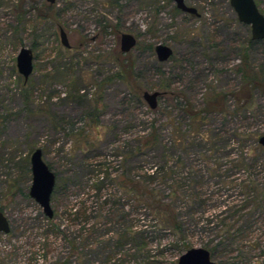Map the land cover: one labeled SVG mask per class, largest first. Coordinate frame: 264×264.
<instances>
[{
    "label": "rangeland",
    "instance_id": "obj_1",
    "mask_svg": "<svg viewBox=\"0 0 264 264\" xmlns=\"http://www.w3.org/2000/svg\"><path fill=\"white\" fill-rule=\"evenodd\" d=\"M254 2L264 16V0ZM184 3L198 15L172 0H54L49 8L45 0H0V211L9 224L0 232V264H176L186 249L214 245L217 264H264V195L259 202L248 190L264 192V146L257 147L264 91L239 107L226 95L224 111L203 115L200 124L180 106L185 99L198 109L210 95L236 89L243 55L264 74V38L247 42L249 26L228 0ZM121 32L135 37L127 53L119 51ZM157 43L171 49L167 60L157 61ZM21 46L33 56L25 83L15 67ZM125 54L131 72L110 77L123 73L121 61L128 67ZM142 91L161 92L155 108ZM98 95L99 122L90 128L84 115ZM173 124L191 135L173 142ZM150 125L158 143L135 152ZM35 148L55 175L51 218L27 193ZM162 164L176 183L158 173L149 185L181 195L180 234L158 227L111 180L125 172L140 182ZM74 208L77 215L68 211ZM130 221L136 234L123 237Z\"/></svg>",
    "mask_w": 264,
    "mask_h": 264
},
{
    "label": "trees",
    "instance_id": "obj_2",
    "mask_svg": "<svg viewBox=\"0 0 264 264\" xmlns=\"http://www.w3.org/2000/svg\"><path fill=\"white\" fill-rule=\"evenodd\" d=\"M52 6V4H47V8ZM38 16V15H37ZM46 16V15H45ZM107 25L103 24L101 26V31H105V27ZM13 30H16V26L11 27ZM110 31H115V28L113 27L112 30ZM250 37V36H249ZM259 40H251L248 39V43L252 44L255 43ZM148 48H151V46H148ZM129 54H125L124 59L127 61V66L126 67L124 64H122V61L119 63L123 73L120 72H115L112 74L110 77H115L120 80H123L125 78V74H129L132 69V63L129 60ZM117 59V57L115 56ZM126 69V70H125ZM125 71L127 73H125ZM235 71L238 73L240 79H239V84L236 89L230 91L228 94L227 93H216L210 96H213L214 98L207 99L206 102H204V105L198 109L192 108L190 103L183 99L181 103V110L184 112V115H186L192 123H199L201 122V119H203V115L205 114H210V113H222L224 111V105L223 101L226 98V95H230L231 97L234 98L236 106H238L237 102L240 100L241 102H251L252 99V93L254 90L259 89L264 91V74L262 70H257L255 71L253 67L248 63L246 55L242 56L241 61L239 62V65L236 67ZM127 74V75H128ZM108 77V79L110 78ZM23 82V81H22ZM25 83V82H23ZM24 88V86H23ZM89 106V105H88ZM102 107L101 104V96L98 95L90 104L88 110L85 112L84 117L88 119V127H94L97 126L99 122V115H100V109ZM239 107V106H238ZM173 138L172 141L176 142L177 144L184 142L187 139V136H190L191 134H188V130L180 131L177 129L176 125L173 124ZM189 129V127H187ZM190 132V131H189ZM195 134H200L199 132ZM253 138L255 139L256 136L254 135ZM83 142L90 143L88 140L84 137ZM158 143V134L156 133V128L153 125H150V130L147 132L145 135L141 136L138 139V145H136L135 152H141L142 148L144 149H152L156 144ZM257 147H261V145L257 144ZM125 156H123V159H125ZM172 168H165V166L162 164V166H158L153 172L151 171L150 173L145 172L143 174V180L141 179L140 182L138 180L133 179L130 176L125 175V172H122L118 175L113 174L111 175V180L112 182L115 181L116 187L122 188L126 193L129 194L130 198L134 200L135 202V207L138 208L139 211L145 210L147 213L153 217V220L156 221V225L160 227L161 229H167L172 231L173 233H181L182 232V222L180 221V215L178 212V207L177 206V201L181 199V195L176 192L177 190L173 188L168 194L164 195L161 194L159 191H157L155 188L151 187L149 184L153 180V178L159 173L162 177V180H172L173 182L174 177L173 173L174 171L171 170ZM26 171H28V167L26 168ZM114 173V172H113ZM111 174V172L109 173ZM108 175V174H107ZM103 177H101L102 179ZM176 183V182H174ZM176 191H175V190ZM249 192H254L255 197L257 196V199L260 201L261 195H264V192H258L255 187H248ZM250 199V201H254L255 199ZM185 199V198H184ZM190 203H192V199H186ZM256 201V200H255ZM73 215L78 214V210L75 208L73 211H70ZM140 213V212H139ZM69 214V213H67ZM70 215V214H69ZM128 215V214H127ZM84 223H86L87 218L84 216L83 219ZM131 222V221H130ZM83 223V224H84ZM135 224L129 223L128 227L125 228L122 231V236L125 237L127 236H132L136 234L135 232L131 230L134 228ZM182 227V228H181ZM89 231L86 232L88 234ZM91 232H89L90 234ZM137 234L141 235L142 232H137ZM146 235V233H145ZM87 236V235H86ZM143 238V237H142ZM138 246L145 245L144 240H140ZM110 242V240H106L105 243ZM120 241H116V245H120ZM73 246V243L71 244ZM214 246H209L208 247V252L209 255H213L214 253ZM65 262V261H64ZM62 262L61 264H64ZM69 262V261H68ZM148 263V262H147Z\"/></svg>",
    "mask_w": 264,
    "mask_h": 264
},
{
    "label": "water",
    "instance_id": "obj_3",
    "mask_svg": "<svg viewBox=\"0 0 264 264\" xmlns=\"http://www.w3.org/2000/svg\"><path fill=\"white\" fill-rule=\"evenodd\" d=\"M48 4H52L54 0H45ZM176 9L181 12L197 16L198 13L194 7L188 6L184 0H172ZM228 3L236 15V19L249 26L250 39L261 40L264 38V16L258 10L254 0H228ZM59 41L62 46L68 48L65 32L59 28ZM119 51L127 53L135 44V37L126 32H121L118 37ZM153 52L157 61H165L171 55V49L164 44L157 43L153 46ZM32 51L26 46H21L15 55V67L17 73L25 82L32 72ZM161 94L159 91H142V100L150 109L155 108L156 99ZM257 142L264 146V132L258 136ZM29 172L30 185L28 187V196L41 208L44 216L51 218L52 209L50 207V195L53 190L55 175L48 165L43 161L41 150L35 148L29 155ZM9 225L5 215L0 211V232L7 233ZM58 264V263H49ZM176 264H217L215 263L207 249L203 247H190L186 249L176 258Z\"/></svg>",
    "mask_w": 264,
    "mask_h": 264
},
{
    "label": "flooded vegetation",
    "instance_id": "obj_4",
    "mask_svg": "<svg viewBox=\"0 0 264 264\" xmlns=\"http://www.w3.org/2000/svg\"><path fill=\"white\" fill-rule=\"evenodd\" d=\"M8 222V221H7ZM9 225V224H8ZM59 264V263H58Z\"/></svg>",
    "mask_w": 264,
    "mask_h": 264
}]
</instances>
